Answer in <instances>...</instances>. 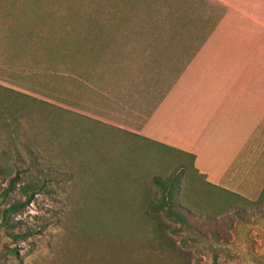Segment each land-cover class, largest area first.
<instances>
[{
	"label": "rangeland",
	"instance_id": "1",
	"mask_svg": "<svg viewBox=\"0 0 264 264\" xmlns=\"http://www.w3.org/2000/svg\"><path fill=\"white\" fill-rule=\"evenodd\" d=\"M222 13L207 0H0V191L16 178L0 212L31 196L0 227V264H264V210L127 132L146 111L120 102L148 88L150 65L190 58ZM168 178L202 216L192 227L156 209Z\"/></svg>",
	"mask_w": 264,
	"mask_h": 264
},
{
	"label": "crops",
	"instance_id": "2",
	"mask_svg": "<svg viewBox=\"0 0 264 264\" xmlns=\"http://www.w3.org/2000/svg\"><path fill=\"white\" fill-rule=\"evenodd\" d=\"M207 2L223 13L193 55L150 65L148 88L121 94L124 108L146 111L126 130L192 155L204 185L254 202L264 189V0ZM1 37L0 65H7ZM123 118L131 126L138 120Z\"/></svg>",
	"mask_w": 264,
	"mask_h": 264
},
{
	"label": "trees",
	"instance_id": "3",
	"mask_svg": "<svg viewBox=\"0 0 264 264\" xmlns=\"http://www.w3.org/2000/svg\"><path fill=\"white\" fill-rule=\"evenodd\" d=\"M168 148V147H166ZM181 154V153H180ZM187 157L190 159L191 162V166L193 169V156L192 155H187ZM4 169L5 167L0 166V174L4 173ZM194 170V169H193ZM16 178L12 177L8 180L7 186L2 188L0 191V200L3 199L13 188H14V184H15ZM155 184L159 185L162 190H163V196L161 201L156 205V209L158 210H163L164 213L167 216H174L176 219H178L180 221L181 224H183V226L185 225L186 227H192V223L195 221L197 222L199 220L200 217L202 216H195L198 215L197 213H195L194 211H192L191 209L180 205L178 203V201H176L173 197V191H174V183L173 180L171 178H168L166 181H159L156 180ZM28 188V187H27ZM223 193L226 194V196H223V199H232V198H236L238 200H241L244 203H248L251 205L252 208L255 207L256 211L261 213L263 212L264 208V189L261 191L259 197L257 198L256 201L254 202H250L244 198H242L241 196L234 194V193H230L224 190H220ZM175 194V192H174ZM229 197V198H228ZM31 199V196L27 197L24 201H19V202H13L11 203L9 206H7L6 208H3L0 212V227L4 226L5 228H11L13 229L15 227L14 223H10L9 219H10V215L16 213L22 206H24L25 204H27ZM226 206V205H225ZM227 207V206H226ZM234 210L232 211V213L236 214L239 213L240 215H243V217L245 218V216L247 214H245V212H249L246 211L245 209H247L246 207H238V206H233ZM194 216V217H193ZM196 217H198L196 219ZM203 221L205 220H218L215 217H204L202 219ZM214 235L217 236V233H213ZM11 237L13 238V240H18L21 238L20 233H11Z\"/></svg>",
	"mask_w": 264,
	"mask_h": 264
}]
</instances>
